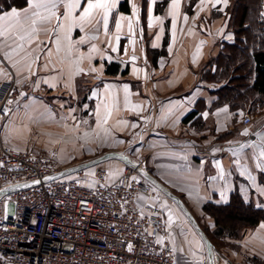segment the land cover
<instances>
[{"label": "crops", "instance_id": "1", "mask_svg": "<svg viewBox=\"0 0 264 264\" xmlns=\"http://www.w3.org/2000/svg\"><path fill=\"white\" fill-rule=\"evenodd\" d=\"M122 1L110 14L107 32L99 15L73 25L65 8L70 0H51L55 15L47 19L33 17L35 12L49 17L33 0L0 13L5 17L0 28L13 25L0 35V83L12 73L23 94L1 119L0 137L15 149L55 153L60 168L121 152L177 194L211 236L215 224L203 217L205 202L226 204L237 192L264 208V104L257 117L249 113V125H241L243 108L214 104L212 90L223 82L204 77L215 71L224 42L234 41L235 0H180L174 21L168 15L171 0H127V10L120 8ZM86 3L80 0L71 17L78 19ZM133 3L139 23L130 34L123 21L117 42L115 19L131 17ZM150 5L162 24L149 27ZM103 164L117 169L126 163L108 158ZM161 201L164 206L163 196ZM261 225L264 221L213 245V264H264ZM171 228L178 264H210L192 224L176 221Z\"/></svg>", "mask_w": 264, "mask_h": 264}, {"label": "built area", "instance_id": "2", "mask_svg": "<svg viewBox=\"0 0 264 264\" xmlns=\"http://www.w3.org/2000/svg\"><path fill=\"white\" fill-rule=\"evenodd\" d=\"M22 99L11 73L0 83V116ZM251 122L244 113L241 125ZM103 161L88 176L43 180L61 169L53 159L0 137V189L38 181L0 195V264H178L163 193L135 167Z\"/></svg>", "mask_w": 264, "mask_h": 264}, {"label": "trees", "instance_id": "3", "mask_svg": "<svg viewBox=\"0 0 264 264\" xmlns=\"http://www.w3.org/2000/svg\"><path fill=\"white\" fill-rule=\"evenodd\" d=\"M26 3L27 0H0V13ZM127 6L124 0L120 8L127 10ZM232 17L234 41L224 42L223 52L215 58V71H207L204 77L223 82L212 90L217 95L214 104L230 109L251 106L253 110L264 104V0H235ZM202 209L214 220L215 228L208 237L215 247L222 238H238L245 229L264 221V208L246 202L237 192L226 204L209 201Z\"/></svg>", "mask_w": 264, "mask_h": 264}, {"label": "snow or ice", "instance_id": "4", "mask_svg": "<svg viewBox=\"0 0 264 264\" xmlns=\"http://www.w3.org/2000/svg\"><path fill=\"white\" fill-rule=\"evenodd\" d=\"M118 0H87L86 5L83 6V11L81 12L80 16L77 18L71 17V11H74L76 8L81 7L80 0H70L69 3L65 4L66 8V16L72 21V24L76 23H91L94 15H99L103 21V26L105 31L107 32L108 26H109V17L110 14L113 12V10L117 7ZM151 3H155V0H151ZM201 3H203V0H201ZM33 6L37 9L43 8L45 11L49 13V17H44L41 15L40 12H35L33 13V17H40L41 19H47L50 18L51 15H55L54 9L56 7L55 3H52L51 0H33ZM215 7V5H213ZM132 15L131 17H126V16H120L115 19V28H116V41L119 42L120 40V33L122 29V22L127 21V28L128 32L131 34L134 30V24L139 23V14L137 7L135 3L132 4ZM180 11V0H171V3L169 5V11L168 15L173 17V21L175 20V17L179 14ZM11 16L15 18L16 24H20L21 21L19 20V14L13 10L11 13ZM135 18V19H134ZM5 17L0 16V20H4ZM26 19H29L26 17ZM184 19H187V16L184 17ZM154 23H160L162 24L163 21L161 17L159 16H153L151 14V5L149 8V17H148V24L149 27H152ZM36 24V19L32 18L31 19V32L34 33L36 31L34 25ZM13 25L9 24L7 28H0V35H4L6 31H10L12 29ZM71 30V26H69V31ZM27 35H31L30 33ZM94 38V37H93ZM21 40L25 39L24 36L20 37ZM83 43V40L80 41ZM130 44H134L135 40L134 39H129ZM93 51H95V45H93ZM112 51L115 52L117 51L116 47L112 48ZM109 59L111 57H108ZM132 60H135L136 57L132 56ZM95 71V69H93ZM125 91H127V86L125 85ZM127 103V100H126ZM138 107V106H137ZM110 112L108 111V106H106V117L109 115ZM106 122V119H105ZM135 126V125H133ZM247 130H245L246 132ZM262 157H264V151L260 153ZM38 183V181L36 182ZM163 207V205H161ZM143 215V213H141ZM169 223H171V214L169 215ZM261 227H264V225H261ZM159 242V241H158Z\"/></svg>", "mask_w": 264, "mask_h": 264}, {"label": "water", "instance_id": "5", "mask_svg": "<svg viewBox=\"0 0 264 264\" xmlns=\"http://www.w3.org/2000/svg\"><path fill=\"white\" fill-rule=\"evenodd\" d=\"M108 158H116L123 160L126 164L135 167L137 171L145 177L147 180H149L153 185H155L162 193L169 196L172 200L176 202V204L180 207V209L184 212V214L187 216L190 223L194 226V228L197 230V232L200 234L202 239L204 240L208 252V257L210 260V264H213V254H214V246L208 237V235L204 232V230L200 227L198 221L190 211V209L186 206V204L183 202V200L174 192H172L168 187H166L162 182L158 180L154 175H152L145 167L141 166V164L135 162L134 160H131L130 157L126 156L125 154L121 152H115V151H108L100 156H96L95 158L85 160L64 168H61L54 173L48 175L47 177L43 178V180H49L54 178H59L63 176H67L69 174L75 173L81 169L90 167L96 163H99L105 159ZM37 181H29L25 183L15 184L11 186H7L5 188L0 189V195L4 193H8L11 191L19 190L28 186H31L35 184Z\"/></svg>", "mask_w": 264, "mask_h": 264}, {"label": "rangeland", "instance_id": "6", "mask_svg": "<svg viewBox=\"0 0 264 264\" xmlns=\"http://www.w3.org/2000/svg\"><path fill=\"white\" fill-rule=\"evenodd\" d=\"M221 11H222V8L221 9H218V13L221 12ZM12 77L14 78L15 83H16L15 75L12 74ZM16 86H18L17 83H16ZM17 104H18V102L11 103L10 109H12ZM243 111H244V113H247L248 112V113L252 114L253 118H255V117H257L260 114L261 108L256 107L255 109L252 110L251 109V106H246L245 108H243ZM7 115H8V113L6 115H4V116H0V122H1V119L2 118H6ZM0 128H1V125H0ZM0 133H1V131H0ZM16 149H18V148H16ZM22 150H24V149H22ZM29 150H33V149H29ZM34 151H37V150H34ZM37 152L43 153L41 151H37ZM99 152H101V151H99ZM43 154H45V153H43ZM45 155H48L49 156V154H45ZM54 155H56V154L53 153L51 155L52 157L51 156L50 157L53 159L55 165L58 166L57 161H56ZM84 170L90 171V173H91L92 167L91 166L90 167H87ZM76 175H77L76 173H72L69 176L70 177H76ZM163 197L166 200V204H164L163 207H164V211H165L166 220L168 222H169V215L171 214V223L170 224L175 225L176 221H178V222H182L183 221V222H187V223L191 224L190 221L188 220L187 216L184 214V212L180 209V207L176 204V202L174 200H172L169 196L165 195L164 193H163ZM194 217L196 218V220L199 223H201L200 222V218L201 217H198V216H195V215H194ZM203 217H207L208 219H211L214 222V220L212 219V217H210L205 212H203Z\"/></svg>", "mask_w": 264, "mask_h": 264}]
</instances>
